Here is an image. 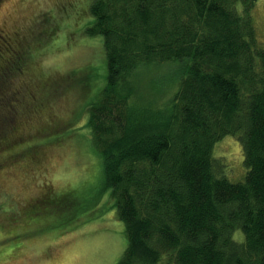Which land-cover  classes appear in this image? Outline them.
Wrapping results in <instances>:
<instances>
[{
  "label": "trees",
  "instance_id": "obj_1",
  "mask_svg": "<svg viewBox=\"0 0 264 264\" xmlns=\"http://www.w3.org/2000/svg\"><path fill=\"white\" fill-rule=\"evenodd\" d=\"M255 1L91 3L86 33L102 37L107 74L86 107V126L124 223L127 244L116 264H264V46L251 17ZM11 56L7 46L0 49L2 167L27 152L35 160L44 139L30 150L19 143L46 133L59 114L49 122L45 109L29 117L40 102L24 95L28 83ZM178 60L170 82L152 88L156 96L138 94V87L134 93L141 66ZM35 121L39 129L22 127ZM62 122L68 125V117ZM226 135L241 144L247 169L241 181L213 168V146ZM237 229L243 241L233 239ZM9 239L0 237V244Z\"/></svg>",
  "mask_w": 264,
  "mask_h": 264
},
{
  "label": "rangeland",
  "instance_id": "obj_2",
  "mask_svg": "<svg viewBox=\"0 0 264 264\" xmlns=\"http://www.w3.org/2000/svg\"><path fill=\"white\" fill-rule=\"evenodd\" d=\"M92 2L0 0V49L7 46L12 61L23 69L22 80L28 83L24 95L34 105L40 102L29 117H40L38 111L44 114L45 109L49 113L43 117L49 122L52 112L59 113H54L50 130L19 143L30 150L38 137L44 139L35 160L27 152L4 167L0 161V237H10L0 244L7 246L0 252V264H116L127 244L124 223L105 186L102 159L86 126V107L105 85L107 74L102 37L86 33L93 21ZM251 17L259 45L264 46V0L255 1ZM182 61L141 66L133 75L138 81L134 93L138 87V94L156 96L152 88L168 84ZM173 87L163 90L158 106ZM66 116L68 125L62 122ZM45 120L40 127L46 126ZM22 127L39 129L37 121ZM60 139L62 143L50 142ZM212 159L216 174L232 182L243 180L247 169L238 137L218 140ZM233 239L243 241L240 229Z\"/></svg>",
  "mask_w": 264,
  "mask_h": 264
}]
</instances>
